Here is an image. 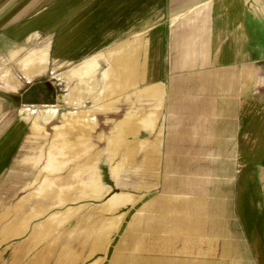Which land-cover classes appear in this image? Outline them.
I'll list each match as a JSON object with an SVG mask.
<instances>
[{
    "label": "crops",
    "instance_id": "0c3cea01",
    "mask_svg": "<svg viewBox=\"0 0 264 264\" xmlns=\"http://www.w3.org/2000/svg\"><path fill=\"white\" fill-rule=\"evenodd\" d=\"M0 60L77 81L128 66L156 99L119 120L134 153L104 157L119 189L102 183L101 229L84 253L24 244L0 264H102L116 236L107 264H264V0H0ZM0 114L1 132L15 109ZM14 148L11 133L0 138V179ZM25 206L0 214L1 244L27 224Z\"/></svg>",
    "mask_w": 264,
    "mask_h": 264
},
{
    "label": "rangeland",
    "instance_id": "374dc122",
    "mask_svg": "<svg viewBox=\"0 0 264 264\" xmlns=\"http://www.w3.org/2000/svg\"><path fill=\"white\" fill-rule=\"evenodd\" d=\"M17 66L0 60V89L9 93L0 108L15 109L13 125L0 132V138L11 133L15 141L14 164L0 179V214L23 215L26 205L27 224L15 226L0 251H18L25 244L24 250L41 247L48 256L55 252L76 259L84 253L88 233L92 241L101 229L94 224L107 197L102 183L108 191L119 189L110 182L104 157L134 153V140L127 141L126 125L120 127L119 120L132 110L151 109L154 88L134 83L128 66H95L79 81L73 79L77 75L61 77V69L52 65L31 76ZM63 70L76 74L82 68ZM5 118L0 114V121ZM142 148L139 143L136 149L141 153ZM36 224L40 231L35 232Z\"/></svg>",
    "mask_w": 264,
    "mask_h": 264
},
{
    "label": "water",
    "instance_id": "95a60500",
    "mask_svg": "<svg viewBox=\"0 0 264 264\" xmlns=\"http://www.w3.org/2000/svg\"><path fill=\"white\" fill-rule=\"evenodd\" d=\"M122 228H123V225L121 226V228H120L118 234L120 233V231L122 230ZM117 239H118V236H116V237L113 239V241H112V243H111V246H110V248L108 249V251H107V253H106L105 261H104L102 264H107L108 260L110 259V255H111V253H112L113 246L115 245Z\"/></svg>",
    "mask_w": 264,
    "mask_h": 264
},
{
    "label": "bare ground",
    "instance_id": "6f19581e",
    "mask_svg": "<svg viewBox=\"0 0 264 264\" xmlns=\"http://www.w3.org/2000/svg\"><path fill=\"white\" fill-rule=\"evenodd\" d=\"M11 86V85H10Z\"/></svg>",
    "mask_w": 264,
    "mask_h": 264
}]
</instances>
